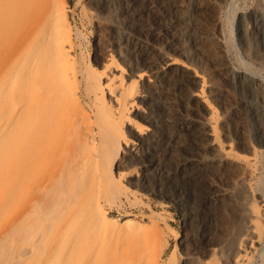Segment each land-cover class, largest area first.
<instances>
[{
  "label": "bare ground",
  "instance_id": "obj_1",
  "mask_svg": "<svg viewBox=\"0 0 264 264\" xmlns=\"http://www.w3.org/2000/svg\"><path fill=\"white\" fill-rule=\"evenodd\" d=\"M141 1L125 0L136 31L112 25L114 50L92 60L78 52L83 33L69 0H0V264H178L173 255L164 257L169 224L162 227L160 213L149 207L140 218L107 208L123 199L133 202L134 185L152 189L168 172L162 145L170 156L184 152L172 173L200 184L202 203L195 213L206 217L197 246L204 264H264V188L248 184L251 236L236 256L222 261L218 250L227 235L214 240L212 224L237 204L229 190L208 181L206 168L257 174L264 155V88L247 67L234 73L242 90L237 100L247 106L255 135L227 141L206 75L168 56L172 48L161 39L165 28L148 19L137 6ZM114 2L88 0L87 10L118 14ZM192 2L212 7L206 0ZM257 12L238 17L245 47L253 34L245 23L253 24L264 43V17ZM113 15L110 21H116ZM137 32L157 42L141 45ZM179 50L187 55V46L172 49ZM219 68L230 77L223 59ZM162 85L169 88L165 101L182 105L169 107L168 117L161 115L166 106L156 104ZM171 89L179 96H169ZM198 146L214 155H193Z\"/></svg>",
  "mask_w": 264,
  "mask_h": 264
},
{
  "label": "rangeland",
  "instance_id": "obj_2",
  "mask_svg": "<svg viewBox=\"0 0 264 264\" xmlns=\"http://www.w3.org/2000/svg\"><path fill=\"white\" fill-rule=\"evenodd\" d=\"M87 1L69 0V3L73 21L83 33L78 40V52L93 60L96 55L100 57V53L108 54L114 50L115 42L109 30L112 25L127 27L126 30L131 31L130 34H132L136 31L134 29L138 23L131 16V6L127 8L128 12H124L127 6L125 0H115L114 8L118 10V14L114 15L87 10L89 5ZM206 2L212 6L211 9H207L203 4L198 6L192 0H142L137 6L144 7L150 21L165 28L166 35L161 36L164 44L172 49L177 45L187 46V55L182 50L174 52L175 50L171 49L168 56L173 57L171 55L173 54L174 57L198 67L206 75L207 93L220 110L223 137L229 142H237L241 136L251 139L255 135H253L254 125L246 119L247 106L237 100L242 90L234 84L232 76L236 71H246L247 67L249 75L264 88V43L259 31L253 30V24L245 23L246 28L253 33L249 47H245L237 33V20L240 15H246L251 11H258L257 13L264 17V0H206ZM166 8H170V13L164 11ZM112 15L116 21H110L109 17ZM136 34L141 36L139 40L141 45L157 42L156 39V41L150 40L140 32ZM135 42L136 40L132 38V45L129 46L134 60L138 57V51H134L138 46ZM222 59L230 73L229 78H224L220 71L219 63ZM190 88L196 90V85L190 82ZM168 90L169 88H163L162 85L160 89L162 94L155 96L156 104L166 106L165 112L161 115L165 114L167 117L172 106L175 109L182 106L178 99H175L173 104L168 103L172 102L171 99L165 101V93ZM169 93V96L177 97L180 91L171 89ZM260 104L264 111V98ZM165 148V145L159 147L160 154L163 155L162 165L168 172L156 184H153V188H146L142 184L134 185L133 189L137 191V198L133 202L123 199L121 204L107 206V208L113 215L132 213L141 218L149 214V207H152L161 214L162 227L165 228L164 221L169 224V228L165 230L168 245L164 257L173 255L178 264H204V254L200 253L197 246H199L201 232L200 223L206 217L202 212L195 213L196 208L202 203L200 184L197 185L190 180L191 178L185 179L172 173V169L180 162L184 152L179 150L175 155L170 156L165 153ZM213 152L211 149L198 146L194 147L191 153L205 159L213 156ZM263 161L264 155L256 175L247 172L240 176L231 172L218 171L214 166H206L210 174L208 181L219 188L229 190L237 204L233 209H226L222 217L216 219L217 221L214 220L212 224L214 240L222 234L227 235L225 247L218 250V257L222 261L227 255L236 256L239 248L251 236L246 215L251 200L248 184L258 183L261 188H264Z\"/></svg>",
  "mask_w": 264,
  "mask_h": 264
}]
</instances>
